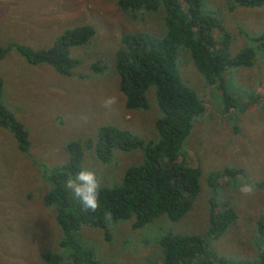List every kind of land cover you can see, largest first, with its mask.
<instances>
[{"label": "rangeland", "instance_id": "rangeland-1", "mask_svg": "<svg viewBox=\"0 0 264 264\" xmlns=\"http://www.w3.org/2000/svg\"><path fill=\"white\" fill-rule=\"evenodd\" d=\"M200 1L201 12L214 15L229 32L230 56L251 46L250 36L264 32V3L230 6L225 0ZM179 2L185 9L183 0ZM133 11L120 10L116 0H0L2 46L13 41L34 49L42 48L73 26L88 24L95 29L89 41L70 48V55L80 59L71 76H61L45 63L32 65L12 48L0 59L2 102L22 122L30 140L28 154L22 153L12 134L0 127V264H43L36 256L40 243L20 246L26 234L17 228L23 230L30 223L41 226V231L31 236L32 241H41V236L48 235L45 247L56 248L57 232L51 223V209L41 204L47 187L42 178L66 162L65 146L69 140H84L102 124L127 128L143 140L156 138L154 121L162 114L156 105L154 86L146 90L147 109H132L117 117L110 113L117 108L122 114L117 73L108 64L96 74L88 67L96 60H106L113 66L122 33L140 30L160 36L165 32L161 7L154 11L144 8ZM212 35L214 43L220 41L219 30H213ZM178 53L177 64L183 79L187 78L201 95L205 109L192 123L182 150L188 163L199 169L198 191L188 210L176 221L161 215L140 228L132 227V217L112 223L109 229L116 233L118 240L113 239V244L101 241V250L96 246L99 244L97 228L81 227L83 237L95 246L104 264L159 262V241L169 231L203 237L207 255L213 259L223 256L234 261H257V253L264 248V230L259 231L260 225H264V104L258 100L249 102L241 112L230 111L224 107L215 86L197 75L187 50L180 46ZM242 57L259 56L257 51L254 54L245 51ZM261 57L252 67L240 66L224 73L227 94L237 101L264 94ZM79 74L88 77L80 78ZM110 96L117 97L113 108L100 107L99 103ZM112 155L111 162L93 165L97 163L93 151L84 153L82 163L96 173L101 172V185L119 182L127 166L142 160L140 149L114 150ZM225 169L239 171L221 174ZM214 174L212 188L206 176ZM245 182L253 186L249 195L239 191ZM211 197L217 202L216 210L228 204L236 214L235 222L218 238L206 235ZM106 250L112 252V257ZM67 260L61 264H67Z\"/></svg>", "mask_w": 264, "mask_h": 264}, {"label": "trees", "instance_id": "trees-1", "mask_svg": "<svg viewBox=\"0 0 264 264\" xmlns=\"http://www.w3.org/2000/svg\"><path fill=\"white\" fill-rule=\"evenodd\" d=\"M225 1L230 6H257L264 3V0ZM183 3L185 9L179 0H116L122 11L134 12L142 8L154 11L161 7L164 11L165 32L160 36L140 30L122 33L119 46L114 52L113 66L106 60H96L88 67L91 73L96 74L101 73L108 64L117 73L122 114H119L117 108L110 111L117 117L132 109H147L146 90L150 85L154 86L156 105L162 114L154 121L156 138L143 140L127 128L102 124L97 125L94 132L84 140L72 139L66 143V162L49 170L42 178L47 187L41 204L51 209V223L57 232L54 242L56 248L45 247L48 235L41 236V241L31 240L36 231H41L40 224L30 223V227L23 230L17 228L18 232L26 234L20 240L21 247L29 243H40L36 256L43 264H61L65 259H68L67 264H104L95 246L83 237L81 227L98 228L99 244L96 246L101 250V241L113 244V239L118 240L116 233L109 229L112 223L132 217V227L140 228L161 215L176 221L188 210L199 188L200 172L182 154L183 142L192 123L200 118L205 109L201 95L192 88L187 78V81L183 79L181 69L178 68V47L187 50L199 73L196 72L197 75L219 91L225 108L241 112L249 102L260 100L264 104L262 93L244 101L235 100L227 94L224 75L240 66L252 67L257 58L264 55V32L250 36L248 39L251 46H245L241 52L238 50L240 53L230 56V34L222 27L219 19L211 14H203L200 0H183ZM213 30L221 33L220 41L215 43ZM94 33L95 29L91 25L73 26L56 36L50 45L36 49L10 41L5 46L0 45V59L12 48L32 65L45 63L52 66L57 74L71 76L80 59L70 55V48L86 43ZM245 51H252L253 54L257 51L259 57H242ZM261 60L264 61V57ZM79 77L87 78L88 75L79 74ZM2 87L3 80L0 77V127L12 134L20 152L28 154V133L22 122L4 106ZM103 105L104 102L99 103L100 107ZM83 149L93 151L97 162L93 165L111 162L114 150L142 151L140 163L127 166L119 182L101 185L98 197L100 207L95 212L85 211L65 187L68 177L85 166L82 161L86 151ZM238 171L225 169L221 174H234ZM100 175L101 172H98L99 180ZM206 178L213 188L215 174L207 175ZM212 199L208 200L206 235L218 238L235 222L236 214L228 204H222L221 209L216 210L217 202ZM106 210L111 212L110 220L105 219ZM263 230L264 225H260L259 231ZM159 243L160 262L149 260L151 264H264V248L257 253V261L253 259L242 262L223 256L209 258L205 239L193 234L169 231L160 238ZM106 252L112 257V252Z\"/></svg>", "mask_w": 264, "mask_h": 264}, {"label": "clouds", "instance_id": "clouds-1", "mask_svg": "<svg viewBox=\"0 0 264 264\" xmlns=\"http://www.w3.org/2000/svg\"><path fill=\"white\" fill-rule=\"evenodd\" d=\"M116 103L117 97L110 96L104 101V106L111 107ZM65 187L68 191H70L73 198L79 201L85 211L95 212L97 208L100 207L98 197L101 188V182L97 176L96 171L92 168L81 166L77 172L68 177L65 183ZM239 191L244 195H249L253 191V186L250 183H242L240 185ZM105 219H111L110 211H105Z\"/></svg>", "mask_w": 264, "mask_h": 264}]
</instances>
